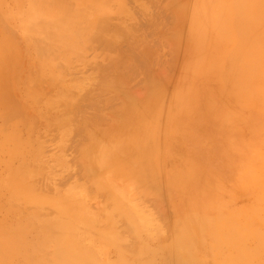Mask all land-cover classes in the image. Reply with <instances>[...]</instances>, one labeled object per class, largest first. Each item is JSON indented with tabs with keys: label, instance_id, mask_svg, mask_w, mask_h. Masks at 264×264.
I'll return each instance as SVG.
<instances>
[{
	"label": "rangeland",
	"instance_id": "rangeland-1",
	"mask_svg": "<svg viewBox=\"0 0 264 264\" xmlns=\"http://www.w3.org/2000/svg\"><path fill=\"white\" fill-rule=\"evenodd\" d=\"M0 46V264H264V0H0Z\"/></svg>",
	"mask_w": 264,
	"mask_h": 264
},
{
	"label": "bare ground",
	"instance_id": "bare-ground-1",
	"mask_svg": "<svg viewBox=\"0 0 264 264\" xmlns=\"http://www.w3.org/2000/svg\"><path fill=\"white\" fill-rule=\"evenodd\" d=\"M103 22H105V21H103ZM106 23V22H105ZM107 24V23H106ZM149 24V22L147 23V25ZM108 25V24H107ZM150 25V24H149ZM120 34V37H123V38H129L128 37V35L127 34H125V32H122V33H119ZM100 39L103 41H100V40H96V42H95V45H99V46H101L103 43L105 44V45H107V46H110V47H115V48H119V46H118V44L116 43V40L115 39H107V38H101L100 37ZM133 43V42H132ZM4 48H5V46H0V50L1 51H4ZM2 55V53H0V61H2L1 60V56ZM120 60H121V58H119V59H117V62H119L120 64H122L124 67H125V73H131V71L132 70H130L129 68L131 67H128V65L127 64H125V63H122V62H120ZM128 71V72H127ZM6 71H4V73H5ZM76 90L74 91V98L72 97L70 100L69 99H65V97H61L60 95L59 96H56V99H57V101H58V103H59V107H61V118H62V120H63V111H64V109H68V110H71L72 108H76V109H79V111H81L84 107L82 106V104L80 103V101L82 100V99H84V98H92V96L91 95H89V96H87V93H82V95L81 94H79V91L81 90V89H83V84L82 83H80V84H78L77 86H76ZM77 97V98H76ZM76 100L75 102L73 101V100ZM93 99V98H92ZM97 106H98V103L96 102V101H93V103H92V107L95 109V108H97ZM139 114H141V113H129L128 115H126L125 116V121L126 120H129L131 117H135L136 119H139L138 117L140 116ZM99 116V115H98ZM97 115H96V117H98ZM71 117H72V114H71ZM132 118V119H133ZM136 119H133L134 120V122H135V120ZM61 120V121H62ZM124 121V122H125ZM129 121H132V120H129ZM136 121H138V120H136ZM133 122V121H132ZM130 123V122H129ZM126 124H127V126H128V123H127V121H126ZM126 126V127H127ZM130 126V125H129ZM123 127H125V126H123ZM74 131V130H73ZM80 132V130L78 129L77 131H76V133H79ZM68 142H69V140H68ZM117 143V142H116ZM116 143H113L112 145H116ZM68 145H69V143H67ZM70 146V145H69ZM123 162V161H122ZM124 164V163H123ZM125 170V169H124ZM123 170V171H124ZM126 171V170H125ZM127 172H129V171H127ZM128 174V173H127ZM26 178H27V181H29V180H31V178L27 175V176H25ZM30 184H27L25 187H24V191H26V192H28V193H30L31 191H30V189L32 190V192H34V193H36V194H34L33 193V196H32V200L35 202V201H40L41 200V197H47L46 195H44V194H42V193H40V192H37L36 190H35V185L34 184H32L31 182H29ZM15 185V184H14ZM27 187H29L30 189H27ZM22 188V187H21ZM54 190V189H53ZM56 190H59V189H57L56 188ZM57 196L58 197H60L59 199L57 198V197H55V198H53V200H58V203L60 202V205H61V207H65L64 208V210H66V209H70L71 208V206H74L73 205V203L72 202H70L69 200L68 201H66V200H63L62 199V196L63 195H60V192H57ZM60 200V201H59ZM44 201H46V200H43V201H41L42 203L44 202ZM41 203V204H42ZM48 202H45L44 204H47ZM51 205H52V203H50ZM146 221H147V219H145L144 220V222L146 223ZM68 222H70V221H68ZM148 222V221H147ZM61 223H64V221H62L61 220ZM60 222L59 223H57L56 225L57 226H60V225H62ZM66 224V223H65ZM44 226H49V223L48 222H44ZM64 229H66L65 228V226H64ZM64 231H66V230H64ZM18 239V238H17ZM69 239H71V235H69L68 233H65V234H62L60 237H59V243H58V245L57 246H60L61 248H63V246L65 247V248H67L68 250H70L71 252H73L75 249L72 247L74 244H73V242L72 241H69L68 242V240ZM21 242V241H20ZM22 243V242H21ZM28 244V243H27ZM24 245V244H23ZM25 247H27V246H25ZM67 249H65V250H67ZM28 250V249H27ZM65 250H62V251H65ZM67 250V251H68ZM62 251H60L59 250V254H61L62 253ZM189 256V255H188ZM61 263H64V260H63V254H61ZM68 257V256H67ZM186 258V257H185ZM184 258V259H185ZM70 259V258H69ZM73 259V258H72ZM74 260V259H73ZM188 260V259H187ZM191 260V259H190ZM190 260H188V263H189V261ZM61 264L59 261H57V260H55V263L56 264ZM123 262H125L124 260L122 261V263L121 264H123ZM187 262V261H186ZM193 262V261H192ZM68 263V262H67ZM69 263L71 264L72 262L71 261H69ZM191 263V262H190ZM73 264H76V263H73ZM78 264V263H77ZM79 264H85V263H79ZM118 264H120V263H118ZM194 264V263H193Z\"/></svg>",
	"mask_w": 264,
	"mask_h": 264
}]
</instances>
